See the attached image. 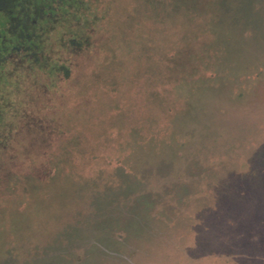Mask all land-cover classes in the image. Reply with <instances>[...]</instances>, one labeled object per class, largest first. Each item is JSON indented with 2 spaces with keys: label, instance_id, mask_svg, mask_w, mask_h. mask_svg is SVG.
Returning <instances> with one entry per match:
<instances>
[{
  "label": "rangeland",
  "instance_id": "rangeland-1",
  "mask_svg": "<svg viewBox=\"0 0 264 264\" xmlns=\"http://www.w3.org/2000/svg\"><path fill=\"white\" fill-rule=\"evenodd\" d=\"M81 1L0 75V264H264V0Z\"/></svg>",
  "mask_w": 264,
  "mask_h": 264
},
{
  "label": "trees",
  "instance_id": "trees-1",
  "mask_svg": "<svg viewBox=\"0 0 264 264\" xmlns=\"http://www.w3.org/2000/svg\"><path fill=\"white\" fill-rule=\"evenodd\" d=\"M57 2L58 9H55L54 24H56V20L58 22L59 18L57 19V12L59 10L61 12H68V9L74 8L75 11L73 14H77V11L79 12L83 7V2L81 0H57ZM19 7L20 6L15 2L12 5H0V11H4L5 13H7L10 18L7 33L4 35H0V75L3 74V71L7 63L9 62L11 55L14 56L18 54L22 56V59L30 61L31 65L33 64L40 68L45 67L47 64L45 63V55L48 54L47 50L51 48H48V46L50 45L49 43H47L51 38V32L48 29V22L46 21L48 19V17L46 16L47 13L43 14L41 11H26L25 9L27 6L25 5L22 6L24 10L21 11ZM35 7L41 8V6ZM22 15L29 16V19L23 20ZM42 16L46 21L44 23L38 21ZM33 19H36L38 22H33ZM27 28L31 32H29L30 34L26 33ZM32 32L34 34H32ZM75 39V37H71L69 39L68 45L71 48L77 47V44L74 43L76 42ZM50 64V70H53L56 63ZM54 69H58V67Z\"/></svg>",
  "mask_w": 264,
  "mask_h": 264
},
{
  "label": "flooded vegetation",
  "instance_id": "flooded-vegetation-1",
  "mask_svg": "<svg viewBox=\"0 0 264 264\" xmlns=\"http://www.w3.org/2000/svg\"><path fill=\"white\" fill-rule=\"evenodd\" d=\"M14 2L20 6L19 9L21 11L24 10L22 6L25 5L27 6L25 9L26 11H32V12L41 11L43 14L47 13L46 16L48 17V19L46 21L48 22V25H47L48 29L50 30V32L54 30V26H55L54 24L55 14L54 13H55V4L57 0H0V5H9V4L12 5ZM35 6L37 7L41 6V8H36ZM0 13H3L7 17V26H5L3 29L0 30V35H4L8 31L10 18L8 14L5 13L4 11H0ZM22 16H23V20L29 19V16H24V15ZM38 21L42 23L46 22L43 16ZM38 21L36 19H33V22H38ZM29 32L30 31L27 28L26 33H29ZM32 34L34 33L32 32Z\"/></svg>",
  "mask_w": 264,
  "mask_h": 264
}]
</instances>
